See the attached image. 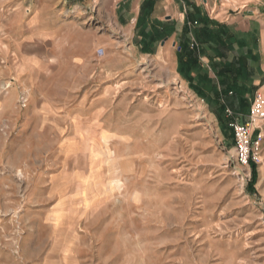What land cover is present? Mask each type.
I'll list each match as a JSON object with an SVG mask.
<instances>
[{
  "label": "rangeland",
  "instance_id": "1",
  "mask_svg": "<svg viewBox=\"0 0 264 264\" xmlns=\"http://www.w3.org/2000/svg\"><path fill=\"white\" fill-rule=\"evenodd\" d=\"M37 6L0 0V264H264V142L253 173L172 59L94 43L99 0Z\"/></svg>",
  "mask_w": 264,
  "mask_h": 264
},
{
  "label": "crops",
  "instance_id": "2",
  "mask_svg": "<svg viewBox=\"0 0 264 264\" xmlns=\"http://www.w3.org/2000/svg\"><path fill=\"white\" fill-rule=\"evenodd\" d=\"M53 1L27 0L38 5L32 34L56 33L48 6ZM99 1L109 18L102 26L112 36L99 35L94 43L130 41L145 55L172 59L178 79L192 86L214 116L226 117L227 108L246 121L252 96L264 94V0ZM191 39L199 50L189 48Z\"/></svg>",
  "mask_w": 264,
  "mask_h": 264
},
{
  "label": "built area",
  "instance_id": "3",
  "mask_svg": "<svg viewBox=\"0 0 264 264\" xmlns=\"http://www.w3.org/2000/svg\"><path fill=\"white\" fill-rule=\"evenodd\" d=\"M192 47L197 45L192 42ZM246 113V121L240 122L232 110L226 109L228 127L233 132V147L236 162L248 168L262 164V149L264 142V94L255 92Z\"/></svg>",
  "mask_w": 264,
  "mask_h": 264
},
{
  "label": "trees",
  "instance_id": "4",
  "mask_svg": "<svg viewBox=\"0 0 264 264\" xmlns=\"http://www.w3.org/2000/svg\"><path fill=\"white\" fill-rule=\"evenodd\" d=\"M227 108H225L224 109V114H225V110H226ZM227 117V116H226ZM252 169H253V173H255V165H252Z\"/></svg>",
  "mask_w": 264,
  "mask_h": 264
}]
</instances>
